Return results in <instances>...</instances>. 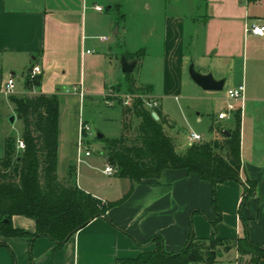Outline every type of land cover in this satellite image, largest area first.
I'll list each match as a JSON object with an SVG mask.
<instances>
[{"label": "crops", "instance_id": "obj_1", "mask_svg": "<svg viewBox=\"0 0 264 264\" xmlns=\"http://www.w3.org/2000/svg\"><path fill=\"white\" fill-rule=\"evenodd\" d=\"M157 1L162 7L158 15L153 13L152 0H0V153L4 155V141L13 135L10 117L16 116L9 98L2 94L10 79L24 88L15 92L17 96L60 99L59 180L65 183L70 167L76 166L78 187L104 203L120 202L129 194L131 183H121L125 179L117 174L105 175L102 168L106 165L93 161L92 156L78 161L80 123L87 100L105 102L108 90L118 86L124 90L145 88L158 101L162 115L175 125L171 129L174 138L182 136L186 146L191 132L206 140L193 130L192 113L196 124L208 117L209 127L222 126V132L225 127L229 132L234 127V113L241 111V179L259 183L243 209L247 228L240 212L242 183L229 181L216 187L221 221L215 230L212 223L218 216L213 210L212 185L186 170H165L158 179L135 184L128 198L61 248L46 238L32 246L25 238L6 240L8 247L0 249V264H11L9 251L18 258L21 255L20 264H31V259L33 264H115L154 251L156 244L147 243L157 236L168 253L182 250L193 236L209 239L214 234L236 240L247 232L254 244L264 245V36L247 32L253 23L264 25V0H195L197 13L186 10L185 0ZM96 6L104 12H98ZM105 11L108 17L102 15ZM97 27L114 36L109 53L124 49L122 57L136 63L130 76L123 73L121 63L115 79L100 83L103 88L98 90L87 86L86 72L88 60L98 63V57H93L96 51L87 48ZM134 34L144 38L140 50L129 48ZM99 40L106 43L110 38ZM150 49H155V59L160 61L159 85L152 78L145 83L134 78ZM250 59L254 63L252 84ZM192 63L199 73L225 80V89L243 86L244 101H229L217 92L201 89L187 73ZM36 65L43 71L41 85L27 92L25 79ZM93 73L101 72L93 69ZM75 87L82 90L83 97L67 93ZM175 104L188 129L173 117L171 106ZM115 106L114 102L110 107ZM223 113L227 119H219ZM212 134L216 138L217 133ZM13 224L32 233L36 230L35 222L25 217L15 216ZM221 251L215 264H264V260L254 263L252 256L241 255L237 248Z\"/></svg>", "mask_w": 264, "mask_h": 264}, {"label": "trees", "instance_id": "obj_2", "mask_svg": "<svg viewBox=\"0 0 264 264\" xmlns=\"http://www.w3.org/2000/svg\"><path fill=\"white\" fill-rule=\"evenodd\" d=\"M40 77L33 80L26 77L27 92L41 85ZM9 101L23 124L20 139L25 149H18L19 138L14 135L4 141V155L0 157V249L8 247L6 240L15 238H25L31 246L36 240L46 238L61 248L92 221L106 217L114 206L128 198L135 184L158 179L165 170H186L212 185L213 210L218 216L212 223L215 230L221 221L216 187L229 181L242 183L244 194L240 212L247 228L243 209L249 198L255 195L259 183L242 182L241 179V111L233 115L234 127L229 130L230 137L212 125L210 131L217 133L215 139L188 146L179 152L166 130L175 125L159 109L155 110L159 117L157 121L153 112L140 101H135L132 108H124L125 115L133 113L140 120L136 137L128 140L122 135L110 140L103 136L100 140L104 143L105 165L115 167L119 178L131 182V189L120 202L104 203L78 187L76 166L70 167L65 183L59 180L60 99L25 94L12 95ZM15 216L33 220L35 232L15 227ZM150 243L156 244L154 251L141 253L136 258L119 259L115 264H215L221 250L228 252L233 248H237L241 255L252 256L254 263L264 260V245L254 244L247 232L236 240L221 239L216 234L209 239L193 236L182 250L175 253L166 252L161 237H154L147 245Z\"/></svg>", "mask_w": 264, "mask_h": 264}, {"label": "rangeland", "instance_id": "obj_3", "mask_svg": "<svg viewBox=\"0 0 264 264\" xmlns=\"http://www.w3.org/2000/svg\"><path fill=\"white\" fill-rule=\"evenodd\" d=\"M186 2V10L187 11H194L197 13L198 7L196 6L195 0H185ZM153 4V13H157L155 15H158L161 13L162 7L160 6L161 3H158L157 0H152L151 2ZM104 17H108L110 15L105 11L104 14H102ZM102 16V17H103ZM94 39H91L88 45V49H90L91 52H95L93 57H98L97 61L98 63L91 64L88 60L86 65V72H87V86L94 88L98 90V87L101 89L103 88L104 82H111L116 77V73L120 71V65L122 63V51L119 49H115L113 53H109V48L113 45L114 36L112 32L102 31L100 28H94ZM102 36H106L110 40L106 43H101L100 38ZM144 36V35H143ZM144 38L142 37V34H134L133 42L131 43L129 48H137L136 50H140L142 47V40ZM101 50V52H97L98 50ZM131 50V49H130ZM155 49H150L147 56H146V63L144 64L142 69H138L135 74L134 78H138L141 80V82L145 83L147 81H150V78L153 79L156 85H159V82H161V74L159 71V59H155ZM142 55H139L141 57ZM121 61V62H120ZM264 64V61L262 62ZM117 66V68H115ZM191 66V65H190ZM190 66L187 68V73L189 74ZM154 67V71L152 72V68ZM158 67V69H157ZM253 68L254 63L252 62V59H250L249 64V81L252 84L253 78ZM93 69L95 71H99L101 73H93ZM116 71V72H115ZM190 75V74H189ZM190 77V76H189ZM189 81V78H188ZM191 81V80H190ZM100 83H103L100 86ZM17 90H24L22 84L17 86L15 89V92ZM115 93L117 96L115 98H111L112 101H114L118 106L110 107L108 106L104 101L101 99H96L94 102H91L90 100H87L83 111H82V119L86 122H88L92 135L85 139V144L87 147L90 148L92 152V160L93 161H102L104 163V153H103V147L104 143L98 138V135H103L106 139H117L120 138L122 135H125L128 140L134 139L137 135V127L140 123V120L137 119L133 113L124 114V108H132L135 101H140L146 106V103L150 101L151 95L146 91L145 88H137L131 90H124L122 86H118L114 88ZM227 91L228 89H224L223 92L217 93L220 97L227 98ZM125 96H130V106H127L124 104ZM196 103V102H195ZM200 103V102H199ZM206 104V102H201ZM208 103V102H207ZM181 104V102H180ZM221 106V103H217V106L214 107V109L217 111L219 110ZM212 108V107H211ZM171 113L173 117L183 126H185L187 129V125L185 124V121L183 120V116L181 113L180 108L177 106V104L171 106ZM12 117V116H11ZM196 116L194 113H192V123L191 126H193V130L203 134L206 138L204 142H209L213 139L212 132L210 131L209 127V119L208 117H205L202 124H196L195 122ZM219 129H221L222 126H218ZM23 130V124L19 119H16L13 127H12V134L15 137H19L22 134ZM169 136L175 141L176 145L178 146V151L183 152L185 149H187L188 146L185 145L184 138L182 136H179L177 138H174V135L172 134L170 129H166ZM223 131L228 130L226 127L222 129ZM217 137V135L215 136ZM190 147V146H189ZM3 156V152L1 151L0 157ZM105 167L103 166L102 169ZM121 183H131L128 180H121ZM127 181V182H126ZM122 188H124V184H121ZM217 251L219 249H216ZM9 255L11 257V264H20L22 263L20 256L18 258V255L13 254L9 251Z\"/></svg>", "mask_w": 264, "mask_h": 264}, {"label": "built area", "instance_id": "obj_4", "mask_svg": "<svg viewBox=\"0 0 264 264\" xmlns=\"http://www.w3.org/2000/svg\"><path fill=\"white\" fill-rule=\"evenodd\" d=\"M95 9L98 12H104L103 7H98L96 6ZM247 32H250L254 35L257 36H264V25L261 23H253L248 29ZM88 54L91 52L88 51ZM43 71L39 65L34 66L31 71L29 72L28 76L31 80L35 79L36 77L42 75ZM15 89H16V83L14 79L8 80L2 89V94L5 97H10L12 95H15ZM67 93H73V94H79L80 96L83 97V92L79 88L75 87L72 90H68ZM244 93H245V88L243 86L239 88H234V89H229L227 91V98L229 101H244ZM117 94L113 89H109L106 95L104 96L105 103L107 105L112 106L114 101H112L111 98H115ZM126 99H124V104L127 106H130V96H125ZM151 100L146 103V108L153 113L156 114L155 110L159 109V103L158 101L151 96ZM228 116L227 114L223 113L219 115V119H227ZM92 135L91 128L89 124L85 121H82L80 123V134H79V141H78V161L82 162L85 158L91 157L92 152L89 147L86 146L85 144V139L88 138L89 136ZM204 142V138L202 135L191 132L188 135V146L200 144ZM18 149L19 150H24L25 149V144L21 139H18ZM103 173L107 176H113L117 174V169L111 165H106Z\"/></svg>", "mask_w": 264, "mask_h": 264}, {"label": "water", "instance_id": "obj_5", "mask_svg": "<svg viewBox=\"0 0 264 264\" xmlns=\"http://www.w3.org/2000/svg\"><path fill=\"white\" fill-rule=\"evenodd\" d=\"M136 67V63H129L125 58L122 59V71L125 75H131ZM189 74L193 82L206 92H223L225 89V80H217L212 74L199 73L192 63L189 69ZM155 120H159L157 114L153 113ZM16 121V116L10 117V123L13 125ZM224 135L230 137L231 134L223 131ZM98 138H103V135H98ZM7 222V221H5Z\"/></svg>", "mask_w": 264, "mask_h": 264}]
</instances>
